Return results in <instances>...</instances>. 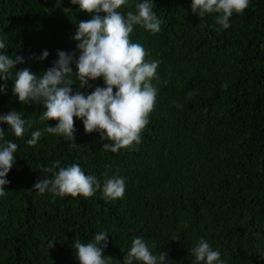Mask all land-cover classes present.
Returning a JSON list of instances; mask_svg holds the SVG:
<instances>
[{
	"label": "trees",
	"instance_id": "16d2710c",
	"mask_svg": "<svg viewBox=\"0 0 264 264\" xmlns=\"http://www.w3.org/2000/svg\"><path fill=\"white\" fill-rule=\"evenodd\" d=\"M142 2L128 0L118 11L135 14ZM153 3L161 31L134 25L130 34L150 53L146 60L160 61L159 80L152 81L155 108L141 143L132 148L104 150L112 142L98 131L86 133L79 118L76 146L69 147L62 135L44 131L57 121L40 119L42 103L22 104L12 91L14 79H0L7 85L0 114L14 109L31 124L23 138L0 125L5 139L19 146L6 195L0 196V264H80L74 241L92 242L101 231L109 235L104 253L113 258L110 264H123L138 236L154 255L168 253L164 264H193L191 249L201 238L224 264H264V0H250L228 29L216 24L218 13L194 14L192 0ZM90 18L71 0L59 6L57 0H0V39L7 45L0 51L23 55L17 69L40 74L53 66L58 50L79 55L73 37L78 22ZM44 50L47 58H32ZM90 84L81 91L105 86L102 77ZM37 130L42 137L28 145ZM73 163L101 181L93 196L59 197L33 188L52 175L42 167L58 171ZM105 173L125 178L123 198H104Z\"/></svg>",
	"mask_w": 264,
	"mask_h": 264
},
{
	"label": "clouds",
	"instance_id": "9594fccd",
	"mask_svg": "<svg viewBox=\"0 0 264 264\" xmlns=\"http://www.w3.org/2000/svg\"><path fill=\"white\" fill-rule=\"evenodd\" d=\"M62 0H57V6ZM71 4L79 5L81 11L91 15L88 20L78 22L73 37L78 41L77 52L58 50V59L46 71L37 74L29 67L17 69V65L25 63V57L0 51V79H14L13 94L18 96L22 104L42 103L46 109L40 116L41 120H55L56 125H48L44 131L62 135L70 141L69 147L76 146L75 118L83 121L86 133L100 132L104 150L119 152L122 148H132L141 143V133L149 123V116L155 108L158 89L153 79L159 80L158 60H146L150 53L139 43L130 39L134 25L158 33L163 21L153 10V0H143L135 5L137 12L129 11L126 15L118 11L128 4V0H71ZM250 0H192L191 11L203 18L206 14L218 13L216 24L228 29L230 18L234 13L243 14L249 7ZM66 10V9H65ZM104 13L105 15H101ZM6 43L0 39V50L6 49ZM49 52L44 50L42 56L32 58L43 60ZM75 64L76 71L72 65ZM75 74L76 79L70 77ZM103 78L104 87L97 86L88 94L81 89L92 88L90 81ZM167 83V82H165ZM73 85L78 87L74 90ZM226 87V86H225ZM6 84L0 85V93L5 92ZM193 93H188L189 98ZM7 123L16 138H23L26 127L31 124L22 118L21 112L12 110L0 114V125ZM5 129L0 126V196L6 195L8 173L16 163L15 153L18 144L5 139ZM43 133L40 130L31 133L28 145L35 146ZM60 164L56 161V166ZM44 175L37 180L33 188L43 194L49 192L55 196H93L101 189V181L95 175H86L79 164L68 167H42ZM126 190L125 178L119 175L109 177L105 173L102 186L104 198L115 200L123 198ZM171 240H179L173 235ZM109 235L101 231L94 240L82 243L74 241L76 258L80 264H110L111 256L104 250L108 247ZM55 240L48 242L52 248ZM195 257L193 264H224L221 253L213 250L209 242L201 238L191 249ZM166 251L158 256L150 250L142 236L132 240L123 264H164L168 259Z\"/></svg>",
	"mask_w": 264,
	"mask_h": 264
}]
</instances>
